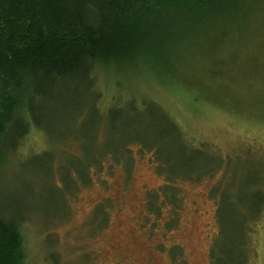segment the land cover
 Masks as SVG:
<instances>
[{"label": "rangeland", "instance_id": "rangeland-1", "mask_svg": "<svg viewBox=\"0 0 264 264\" xmlns=\"http://www.w3.org/2000/svg\"><path fill=\"white\" fill-rule=\"evenodd\" d=\"M248 35L218 49L203 40L188 50L177 38L164 53H143L150 63L124 67L125 78L97 72L127 115L117 132L107 99L100 121L91 109L42 117L51 130L35 127L0 170V215L27 218L25 264H264V207L252 200L264 193V29ZM166 114L184 133L158 148L166 173L155 151L133 142L130 160L107 153L91 166L126 135L154 144ZM200 169L209 170L199 180L183 176Z\"/></svg>", "mask_w": 264, "mask_h": 264}, {"label": "trees", "instance_id": "trees-1", "mask_svg": "<svg viewBox=\"0 0 264 264\" xmlns=\"http://www.w3.org/2000/svg\"><path fill=\"white\" fill-rule=\"evenodd\" d=\"M262 6L264 0H0V170L9 153L35 127L51 130L42 121L49 110V121L72 111L81 112L83 118L90 109L100 121L98 104L107 99L104 105L110 102L111 130L119 131L127 115L115 103L119 96L103 95L97 78L100 70L109 73L117 68L122 76L124 67L125 71L150 63L143 53H164L177 38L189 42L188 50L201 46L203 40L210 43L209 48L218 49L229 37L242 47L252 27L264 29ZM159 61L153 65L165 67ZM130 110L135 111L136 105ZM160 120L167 127L158 132L154 144L126 135L113 149L112 134L106 153H97L91 166L100 165L107 153L114 158L127 154L130 160V145L138 143L140 151H155L158 169L164 171L158 148L171 133L181 137L184 133L167 114ZM182 143L188 144L184 139ZM90 167H86V180ZM208 170L183 176L199 180ZM252 200L259 212L264 207V193ZM26 220L0 215V264L26 263ZM250 232L252 242L256 229L252 227ZM245 238L247 232L244 243ZM215 244L212 255L218 259Z\"/></svg>", "mask_w": 264, "mask_h": 264}]
</instances>
